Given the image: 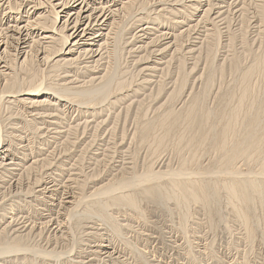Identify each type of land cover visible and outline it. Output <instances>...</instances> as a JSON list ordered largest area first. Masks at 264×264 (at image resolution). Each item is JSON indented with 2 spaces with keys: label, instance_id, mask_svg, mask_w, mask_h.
Segmentation results:
<instances>
[{
  "label": "rangeland",
  "instance_id": "obj_1",
  "mask_svg": "<svg viewBox=\"0 0 264 264\" xmlns=\"http://www.w3.org/2000/svg\"><path fill=\"white\" fill-rule=\"evenodd\" d=\"M128 1L91 58L0 0V264H264V0Z\"/></svg>",
  "mask_w": 264,
  "mask_h": 264
},
{
  "label": "bare ground",
  "instance_id": "obj_2",
  "mask_svg": "<svg viewBox=\"0 0 264 264\" xmlns=\"http://www.w3.org/2000/svg\"><path fill=\"white\" fill-rule=\"evenodd\" d=\"M23 1V0H22ZM26 2H29V6H30V12L27 10L25 12L26 16H22V18L14 20V16L13 18H9L6 20V23L9 24L8 27L5 29L7 31V33L9 34V38L10 40H12V42L15 44L16 48H20L22 50L26 49L28 44L31 43L32 40V35L35 32V29H37V25H38V21L41 17H43L44 15H46L47 13H54L53 19L55 18L57 21H59V23L61 24V29L62 31H64L65 33V38L64 41L65 43H63V39H62V43L65 44V54H62L60 56L63 57V55H67V56H71L73 54V52H75V50H80L81 48L88 47L86 49H84V52L87 53L91 58H97V57H102L103 56V52L104 50V43L106 44L105 41L108 40L109 38V34L111 31V23L114 20V16L117 15V13L121 10L122 7H125L126 4H129L130 2L128 0H45L46 4L48 5V7H44L41 5V3L39 4L37 2V0H24ZM39 1V0H38ZM131 1V0H130ZM167 1V0H166ZM165 1V2H166ZM169 1V0H168ZM203 1V0H202ZM211 1V0H210ZM238 1V0H237ZM163 2V1H161ZM160 2V3H161ZM203 2H206L205 0ZM209 2V1H208ZM10 4V2H7V4ZM132 3V1H131ZM130 3V4H131ZM212 3V2H210ZM235 3V2H234ZM2 4V3H1ZM0 4V9L2 8V5ZM8 4V5H9ZM22 4V3H21ZM27 4V3H26ZM224 4V3H223ZM236 4V3H235ZM238 4V3H237ZM28 5V4H27ZM208 5V4H207ZM211 5V4H210ZM5 6V5H4ZM157 6V5H156ZM230 6V5H229ZM228 6V7H229ZM236 6V5H235ZM29 8V7H28ZM214 8V7H212ZM212 8L211 11H212ZM126 9V8H124ZM221 9V7L219 6L218 10ZM4 10V9H3ZM123 10V9H122ZM207 10V9H206ZM207 13V12H206ZM229 13V12H228ZM22 14V13H21ZM152 14V13H151ZM221 12L219 11L218 13L216 12L215 15H220ZM18 15V14H17ZM38 15V16H37ZM209 15V14H208ZM35 17V19H34ZM217 19V18H216ZM38 20V21H37ZM57 21H55V23H57ZM209 21V20H208ZM38 22V23H36ZM114 22V21H113ZM181 22V21H180ZM223 22V21H222ZM35 24V25H34ZM56 25V24H55ZM54 25V26H55ZM199 25V24H198ZM36 26V27H35ZM39 26V25H38ZM197 26V25H196ZM43 29V28H42ZM48 29V28H47ZM147 29V28H146ZM146 29H140L141 33L143 32V35H141V37L147 35ZM196 29V28H195ZM52 30V29H51ZM54 30V29H53ZM43 32V31H42ZM41 32V33H42ZM50 32V31H49ZM48 32V33H49ZM61 32V31H59ZM58 32V33H59ZM44 33L46 34V32H43L42 34L44 35ZM54 33V32H53ZM57 33V32H56ZM55 33V34H56ZM57 33V34H58ZM62 33V32H61ZM5 34V33H4ZM7 34V36H8ZM40 34V35H42ZM60 34V33H59ZM58 34V35H59ZM39 37V39H36V41L38 40L39 42L41 40H48L51 39L53 41L52 38H54L52 35L51 36H43L40 37L39 34H37ZM155 35V34H154ZM163 35V33L161 34ZM167 35V34H165ZM170 35V34H169ZM5 38L6 35H4ZM61 36V35H60ZM35 37V35H34ZM63 37V35H62ZM160 37V35L158 36ZM162 37V36H161ZM164 37V36H163ZM162 37V38H163ZM57 38V37H56ZM172 38V37H171ZM1 39V38H0ZM55 39V38H54ZM133 39V38H132ZM142 39V38H141ZM169 37L165 36L163 38V40H168ZM7 40V39H5ZM160 40V39H159ZM49 41V40H48ZM34 42V41H33ZM32 42V43H33ZM47 42V41H46ZM50 42V41H49ZM54 42V41H53ZM52 42V43H53ZM169 42V41H167ZM9 43V42H8ZM36 43V42H35ZM51 43V44H52ZM49 44V43H48ZM62 44V45H63ZM8 45V44H7ZM42 45V44H40ZM44 45V44H43ZM4 46H6V41L4 43V41H0V54L3 53V51H1V48H5ZM11 46V45H10ZM30 46V45H29ZM47 46V45H45ZM44 46V47H45ZM90 46V47H89ZM140 46V44H139ZM13 47V46H12ZM43 47V46H42ZM50 47V46H49ZM15 48V47H14ZM30 48V47H29ZM106 49V48H105ZM46 50V49H45ZM82 50V49H81ZM136 50V49H135ZM147 50V49H146ZM150 50V49H149ZM16 52L17 49L15 50ZM47 51V50H46ZM45 51V52H46ZM153 51V50H152ZM165 51V50H164ZM43 50L41 52V54H43ZM83 52V51H82ZM156 52V51H155ZM23 55L24 52H22ZM81 53V52H80ZM84 53V54H85ZM19 54V53H18ZM83 55V54H82ZM74 56V55H73ZM88 56V57H89ZM20 57V56H18ZM59 57V56H58ZM85 57V56H84ZM4 58V57H3ZM65 58V57H64ZM67 58V57H66ZM78 58V57H77ZM71 59V58H70ZM151 59V58H150ZM67 60V59H66ZM82 60V59H80ZM6 61V60H5ZM60 61V60H59ZM64 61V60H63ZM70 61V60H69ZM75 61V60H74ZM72 61V62H74ZM77 61V59H76ZM80 62V61H79ZM164 63V62H163ZM7 64V63H6ZM69 64V63H68ZM74 64V63H73ZM78 64V62H77ZM261 68V66H260ZM1 69H4L1 71ZM154 69V68H153ZM9 70V67L7 68L4 65V60L2 59V57H0V72L5 73ZM263 70V69H262ZM1 73V74H2ZM0 74V75H1ZM10 74V73H9ZM251 74V73H250ZM8 75V72H7ZM1 77V76H0ZM3 77V75H2ZM250 77V76H249ZM3 79V78H2ZM1 80V78H0ZM75 80V78H74ZM76 81V80H75ZM71 83H74L73 80ZM44 88V87H43ZM40 91L36 92H32V93H28L26 94L27 96H30L28 98H36L41 96L42 94L39 93ZM247 97V96H246ZM1 100V99H0ZM29 100V99H28ZM55 100V99H54ZM2 101V100H1ZM13 101V100H12ZM32 102V101H31ZM27 103V102H26ZM34 103V102H33ZM31 104V103H29ZM198 104V103H197ZM35 105V104H34ZM15 106V105H14ZM33 106V105H30ZM191 108V107H190ZM196 110V109H195ZM195 112V111H194ZM234 114V113H233ZM235 115V114H234ZM228 124V123H227ZM221 125V124H220ZM228 128V127H227ZM50 130V129H49ZM224 130V129H223ZM228 130V129H227ZM231 130V129H230ZM65 132V131H64ZM224 132V131H223ZM230 132V131H229ZM23 133V132H22ZM228 133V132H227ZM221 136V135H220ZM228 136V135H227ZM222 138V137H221ZM17 141V140H16ZM219 142V141H218ZM258 143V142H257ZM218 144V143H217ZM225 144V143H224ZM220 145V144H219ZM222 145V144H221ZM6 146V145H5ZM5 146H0V165L5 166V165H17L14 162V158L11 156L10 152L7 151V149H5ZM13 152V151H12ZM14 154V153H13ZM16 156V155H15ZM19 158V157H18ZM23 159V158H22ZM25 159V158H24ZM21 161V160H20ZM39 161V160H38ZM16 162V161H15ZM19 162V161H18ZM25 162V161H24ZM53 164V163H52ZM20 165V164H19ZM1 166V168H3ZM25 167V166H24ZM10 168V166H9ZM27 169V168H26ZM4 170H7L4 169ZM19 170L16 169V171ZM2 171V170H1ZM15 171V172H16ZM29 183V182H28ZM56 185V184H55ZM63 186V185H62ZM40 187V186H39ZM44 189V188H43ZM48 189V188H47ZM68 189V188H67ZM41 190V189H40ZM44 191V190H43ZM20 193V192H19ZM204 203V202H203ZM210 204V203H209ZM4 207V206H3ZM60 215V214H59ZM13 219V217L11 218V220ZM29 219V218H28ZM14 220V219H13ZM15 222H18L17 220ZM12 223V221L10 222ZM8 223V224H10ZM40 223V222H39ZM19 224V223H18ZM12 225V224H10ZM14 225V224H13ZM8 226V225H7ZM24 226V225H23ZM27 226V225H26ZM10 227V226H8ZM12 227V226H11ZM61 227V226H60ZM59 227V228H60ZM14 228V227H13ZM18 228V227H17ZM25 228V227H23ZM12 229V228H11ZM40 229V228H39ZM24 230V229H22ZM28 230V229H27ZM30 230V229H29ZM5 231V230H4ZM16 231V229L14 230ZM21 231V230H20ZM12 232V230H11ZM10 232V233H11ZM17 232V231H16ZM22 232V231H21ZM13 233V232H12ZM15 233V232H14ZM152 238V237H151ZM157 238V237H156ZM104 247V246H103ZM85 251V250H84ZM105 252V251H104ZM6 256V255H5ZM3 263V261L1 262Z\"/></svg>",
  "mask_w": 264,
  "mask_h": 264
}]
</instances>
